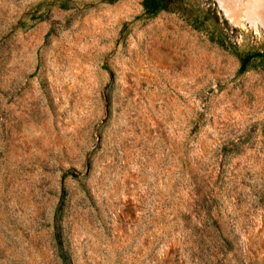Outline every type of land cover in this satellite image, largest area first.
<instances>
[{"label": "rangeland", "instance_id": "obj_1", "mask_svg": "<svg viewBox=\"0 0 264 264\" xmlns=\"http://www.w3.org/2000/svg\"><path fill=\"white\" fill-rule=\"evenodd\" d=\"M0 0V264H264V0Z\"/></svg>", "mask_w": 264, "mask_h": 264}, {"label": "trees", "instance_id": "obj_2", "mask_svg": "<svg viewBox=\"0 0 264 264\" xmlns=\"http://www.w3.org/2000/svg\"><path fill=\"white\" fill-rule=\"evenodd\" d=\"M143 5L150 12L162 9L165 6L164 0H143Z\"/></svg>", "mask_w": 264, "mask_h": 264}]
</instances>
